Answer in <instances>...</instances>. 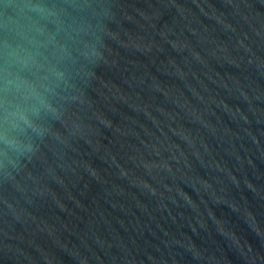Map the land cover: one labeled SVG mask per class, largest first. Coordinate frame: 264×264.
<instances>
[{"label": "water", "instance_id": "water-1", "mask_svg": "<svg viewBox=\"0 0 264 264\" xmlns=\"http://www.w3.org/2000/svg\"><path fill=\"white\" fill-rule=\"evenodd\" d=\"M0 264H264V0H0Z\"/></svg>", "mask_w": 264, "mask_h": 264}]
</instances>
